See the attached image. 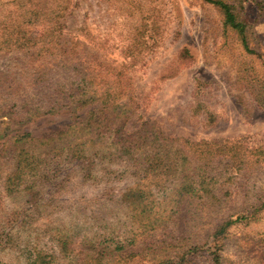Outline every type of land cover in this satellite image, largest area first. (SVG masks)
I'll return each instance as SVG.
<instances>
[{
  "label": "rangeland",
  "instance_id": "374dc122",
  "mask_svg": "<svg viewBox=\"0 0 264 264\" xmlns=\"http://www.w3.org/2000/svg\"><path fill=\"white\" fill-rule=\"evenodd\" d=\"M31 1L0 0V106L30 98L51 62L43 58V27L35 41L27 40L24 14L33 8ZM63 1L64 60L110 81L125 68L120 80L131 83L137 103L126 133L148 122L165 136L194 143L243 138L248 148L264 147V17L252 0H228L249 23L252 53L225 27L220 9L205 0ZM95 107L78 114L84 118ZM7 120L0 118V264H43L45 255V264H81L99 258L89 256L83 243L100 241L121 247L120 264H150L169 244L183 250L190 239L201 245L195 264H214L215 252L223 264H264V207L238 219L248 200L264 196V169L254 171L250 185L229 186L233 193L224 210L196 220L205 224L199 230L191 221L190 183L182 174H151L135 163H95L92 175L87 161L65 164L53 186L9 193L7 177L16 164L14 147L4 151L12 134ZM72 122L71 114H49L16 131L42 139ZM133 199L142 203L134 205ZM227 219L234 223L226 232L208 238ZM139 220L152 221L145 232Z\"/></svg>",
  "mask_w": 264,
  "mask_h": 264
},
{
  "label": "trees",
  "instance_id": "16d2710c",
  "mask_svg": "<svg viewBox=\"0 0 264 264\" xmlns=\"http://www.w3.org/2000/svg\"><path fill=\"white\" fill-rule=\"evenodd\" d=\"M205 1L220 9L225 27L239 34L245 50L252 53L246 36L249 23L241 16L240 11L228 0ZM252 1L259 16L263 18L264 0ZM31 6L33 8L26 10L24 14L30 37L27 39V34H24L23 38L35 41L37 38H34V33L39 26L43 27V58L51 62L44 67L41 73L43 82L34 88L30 98H21L12 104L0 106V118H8L7 129L12 133L4 142V151L8 144L14 147L16 164L15 171L7 177L9 193L20 191L21 188L29 192L53 186L65 164L81 165L87 161V173L92 175L95 163H135L151 174H163L166 177L182 174L181 178L190 183V190L186 195L193 202L192 209L195 212L191 215V221L194 224L201 218L217 217L233 193L229 186L250 185L254 171L264 169V147L248 148L243 144V138L194 143L165 136L154 124L148 122H144L134 133H126V121L136 111L137 103L130 91L131 83L120 80L125 68L120 67L115 75L116 79L110 81L99 78L100 73L92 72L88 66L82 67L64 60L66 50L61 48L59 42L63 24L59 20L67 5L63 0H33ZM93 105L96 107L88 110L84 118L78 114ZM49 114H71L73 122L66 130L42 139L27 132L16 131V128L34 118ZM43 146L46 147L42 151L39 147ZM263 199L264 196H260L258 202L248 200L243 208L245 213H241L238 219L248 217L246 213L250 209H254L255 214L263 208ZM132 203L137 205L142 202L133 199ZM150 223L151 220L148 223L142 220L141 231L145 232ZM233 223V220L227 219L216 224V229L208 238L223 235ZM203 224L204 222L194 224L193 227L201 230ZM104 243L105 241L97 244L83 243L89 256L98 255L99 258L81 264H120L121 260L117 255L120 254L121 247L114 248ZM169 245L172 248L160 250H166L164 256L160 255L158 260H150L148 263H196L195 254L201 249L200 244L190 239L183 250L182 246ZM61 253L67 255L69 249L62 247ZM153 253L156 255V250ZM47 257L45 255L41 263L45 264ZM212 260L214 264H223L217 252Z\"/></svg>",
  "mask_w": 264,
  "mask_h": 264
}]
</instances>
